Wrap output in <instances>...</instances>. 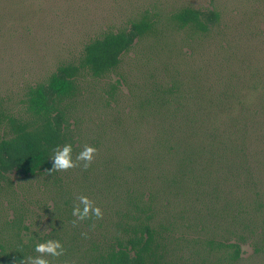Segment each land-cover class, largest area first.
Masks as SVG:
<instances>
[{
    "label": "trees",
    "instance_id": "1",
    "mask_svg": "<svg viewBox=\"0 0 264 264\" xmlns=\"http://www.w3.org/2000/svg\"><path fill=\"white\" fill-rule=\"evenodd\" d=\"M221 20L218 12L183 8L167 24L204 40ZM161 22L145 13L130 30L103 33L73 61L60 64L46 83L30 89L21 110L0 108V186L14 173L58 178L60 172L48 173L55 150L71 144L74 158L79 149L63 107L77 96L80 83L116 75L135 42L155 36ZM158 87L139 101L143 123L157 132L149 130L137 160L117 167L121 174L101 178L110 226L91 248L64 247L63 260L177 264V249L189 242L184 230L199 228L206 234L199 241L205 259L237 264L244 244L264 224V74L230 82L221 93L202 85L186 89L178 81ZM71 207L69 201L62 207L67 220L73 219ZM3 228L0 264H22L24 258L27 264V258L40 255L36 241L26 240L30 228L24 214L16 211Z\"/></svg>",
    "mask_w": 264,
    "mask_h": 264
},
{
    "label": "rangeland",
    "instance_id": "2",
    "mask_svg": "<svg viewBox=\"0 0 264 264\" xmlns=\"http://www.w3.org/2000/svg\"><path fill=\"white\" fill-rule=\"evenodd\" d=\"M183 8L218 12L220 26L204 40L178 32L167 21ZM145 13L162 20L155 36L136 41L111 79L80 83L77 96L63 107L79 146L73 159L87 145L97 149L93 163L84 169L78 162L56 180L10 175V183L0 186V239L3 226L18 211L30 228L27 241L42 243L51 237L75 249L98 244L112 218L101 178L121 174L119 165L137 160L149 130L155 129L143 123L139 101L167 82L221 93L230 82L264 74V0H0V108L21 110L28 91L46 83L60 64L73 61L103 33L130 30ZM113 86L118 87L115 92ZM81 196L101 209L102 218L63 216L65 202L73 208ZM261 227L244 244L237 264H264L263 223ZM183 235L189 242L177 249V264L218 263L202 254L204 232L185 229ZM46 258L52 264H82L80 259Z\"/></svg>",
    "mask_w": 264,
    "mask_h": 264
},
{
    "label": "clouds",
    "instance_id": "3",
    "mask_svg": "<svg viewBox=\"0 0 264 264\" xmlns=\"http://www.w3.org/2000/svg\"><path fill=\"white\" fill-rule=\"evenodd\" d=\"M97 149L92 146H85L83 151L76 155L73 159V149L71 144H65L58 147L54 155L49 159L53 167L48 173L67 171L78 166V162H83L84 169H88L95 159ZM82 205V207H81ZM102 211L99 207H95L93 202L86 196L79 198V205L73 207L72 216L79 220L91 219L93 217L102 218ZM35 252L40 255L27 258V264H52L46 257L59 258L64 255V246L58 240L48 239L42 243L35 244ZM26 258L22 261L25 264Z\"/></svg>",
    "mask_w": 264,
    "mask_h": 264
}]
</instances>
